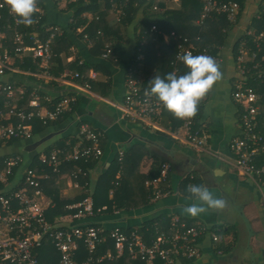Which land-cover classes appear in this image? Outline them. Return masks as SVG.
<instances>
[{
  "label": "crops",
  "instance_id": "0c3cea01",
  "mask_svg": "<svg viewBox=\"0 0 264 264\" xmlns=\"http://www.w3.org/2000/svg\"><path fill=\"white\" fill-rule=\"evenodd\" d=\"M43 2L41 13L45 16L47 30H66L70 37L66 39L67 43L60 45V50L59 45L54 44L51 48L52 56L45 60L48 66L45 65L44 68L37 61L39 58L34 57L33 45H30L22 55L17 53L21 59L32 56L39 63L40 69L32 72L16 66L17 61L13 65L10 64L9 69L12 71L0 75L6 82L0 85L7 98L5 104L11 106V103L15 102L23 103L22 96L25 89L30 86L35 89L44 88L48 93L44 101L39 95H34L29 103L30 111L36 110L42 114L43 108L46 112L50 111L51 108L46 103L58 93H62V99L64 97L77 99V108L64 121L45 123L44 127L37 125L36 132L32 128L33 137L15 139L2 145L0 173L6 169L5 158L11 155L19 156L23 163L19 168L14 167L13 177L11 176L13 185L16 186L22 178L23 170L32 164H38L41 154L60 148L65 151V155H72L75 148L91 145V141L80 133L81 124H88L100 133L103 154L94 159L84 157L64 159L60 169L56 171L50 166L42 165L37 172L41 182L40 193L29 188L30 195L46 209L49 221L55 224H61L63 221L67 226L75 224L77 221L72 217L76 212L75 205L84 198L91 197L96 207H108L107 202L114 200L113 208L82 221L96 222L107 229L120 226L128 234L135 232L148 243H153L164 235L172 244L176 236L172 222L174 217H178L186 226L198 224H204L208 228L219 226L225 244L232 238L226 230L229 226L235 227L238 232L236 244L226 253H222L221 250V253L215 251L207 234L198 243L201 244V248L199 255L194 258L179 255L169 261L162 258L132 259L127 257L129 253H125L118 260L103 264H137V261L158 264V260H163L166 264H264V197L258 190L260 187L208 151H197L192 148L185 140L183 127L185 119L176 118L164 106L159 115L150 117L147 123L141 120L134 122L125 115L128 77H133L140 86L149 90L150 81L157 75L161 77L167 73L182 75L185 66L183 62L173 66L174 69L168 64L171 56L168 49V45L171 44L168 32L161 31L158 35L151 34V37H148L147 33L142 34L140 29L143 16H138L135 21L125 25L120 19V14L116 12V5L113 7L114 10L110 11V6L106 8L107 5L99 1L100 9L106 8L107 11L98 20V24L103 27L99 25L97 32L102 27L100 34L104 33L103 40H106L103 43L110 41L114 45L113 62L107 57L109 56L107 51L100 53L97 45L99 40L94 41L89 35L90 32L84 31L95 21L79 23L76 29L79 37L70 29L73 15L66 10L69 0ZM160 2H164V6H161ZM157 5L167 9L186 7L181 0H155L153 8ZM85 15L90 17L89 12ZM196 19L195 25H199V18ZM262 23H264L262 0H242L236 20L230 22L231 26L227 31L221 33L211 28L214 38L210 46L216 49L215 53L213 51L211 53L219 66L221 79L201 98L195 115L196 120L205 126L209 151L232 155L230 143L240 131L239 106L232 94L239 81L247 79V85L255 87L264 97V60L261 58L263 54L259 57L258 51L252 50L247 45V38L243 37L244 32H247L256 42L255 36L263 30L258 29ZM10 30L13 31L12 28ZM81 31L84 35L80 33ZM106 31L108 36L105 37ZM139 33L142 38L138 45ZM1 34H4L0 40L3 42L7 33L2 30ZM41 40L44 41L42 38ZM242 48L246 50L248 70L246 75L242 73L238 61ZM78 56L85 61L91 60L90 56L101 58V61L111 66V71L108 73L106 69H97L84 64L85 62L79 63L78 68H75L73 63ZM80 69H84L82 72L84 75L89 71L97 72L95 78L97 88L93 87L92 80L89 81L88 78L86 82L80 83L74 77V73L81 72ZM53 72L60 75L57 76ZM30 75H36L44 81ZM90 78L93 77L90 75ZM51 79H55L59 85L55 88L48 86L47 82ZM99 81H103V84L99 85ZM4 84H9L11 88L4 91ZM74 102L75 100L72 101ZM33 103L40 105L36 108L35 105H31ZM19 109H25V102ZM121 150L124 151L122 160L119 154ZM129 151L130 155L127 158L126 152ZM164 163L171 164L168 182L160 181L155 185H148L146 182L152 179L150 175L154 169L158 165L162 168ZM161 168L160 173L154 178L161 177ZM190 185L207 187L214 196L224 200V207L219 210L206 208L197 216L184 213L183 208L193 203L187 190ZM158 188L168 191L157 196ZM121 198L124 199V205L119 207L115 202ZM95 201L100 205L97 206ZM100 248L103 252L115 251L111 242L103 244ZM242 248L246 249L248 254H242L240 252ZM82 250L83 248L77 251L80 259L84 255ZM38 255L43 264H59L60 254L50 244L40 247Z\"/></svg>",
  "mask_w": 264,
  "mask_h": 264
},
{
  "label": "built area",
  "instance_id": "2783aa9c",
  "mask_svg": "<svg viewBox=\"0 0 264 264\" xmlns=\"http://www.w3.org/2000/svg\"><path fill=\"white\" fill-rule=\"evenodd\" d=\"M201 1L203 9L201 17H199L200 25L205 23V20L215 12L224 14L229 21L234 22L241 5L239 0ZM6 6L10 7L8 0H0V21L4 19L1 9ZM262 8L264 12V0H262ZM38 9L41 11L40 7ZM15 20L16 24L21 23L17 16ZM174 33L172 32L170 35L177 47L174 59L171 60L173 66L182 62L179 57L185 52H191L193 55L205 54L214 58L207 45L197 44L198 41L197 43L190 42ZM255 37L256 46L261 49L264 44V30ZM14 39L19 43L15 47L16 53L22 55L30 48V45L24 43L22 33L17 32ZM196 39H200V37ZM196 39L193 38V41ZM50 44V39L42 41L41 38L35 36L34 57L41 58L43 61L48 60L52 56ZM245 54L246 50L242 48L238 61L242 73L246 75L248 70ZM261 58L264 60V52ZM9 68L10 65L3 62L0 65V75L5 74ZM89 75L96 78L97 73L91 72ZM79 76L80 74L76 73V77ZM246 80L239 81L240 83L235 86L232 94L239 106L240 113V131L230 143L232 155L209 151L208 134L204 127L195 126L194 116L184 120V135L186 142L192 148L197 151H208L217 159L237 169L240 174L254 180V183L261 187V185L264 186V163L259 162L260 159L264 160V97L255 87L248 86ZM127 81L128 90L125 95L124 109L127 118L134 122L141 120L143 123H147L150 117L158 116L163 104L154 95L149 94L148 89L140 86L133 77H128ZM10 88L11 86L8 84L4 86L3 90L7 91ZM73 100L75 99L64 97L54 109L47 111L46 114L35 110L25 112L23 109L14 108L11 115H15L18 122L13 125L0 122V146L15 137H31L32 120L37 117L44 123L49 120H57L63 113L71 109ZM80 128V133L85 136V139L91 141V145L75 148L72 155H65V151L60 148L41 154L38 164H32L23 170L22 178L16 186L13 185L14 181L12 180L14 167L18 166L19 168L23 160L17 155L5 158L6 169L0 173V264H43L38 255V249L47 244L54 246L59 252V264H103L107 261H116L125 253H129L132 259L162 258L169 261L172 257L179 255L191 258L198 256L200 248L196 242L204 234L211 236L214 241L219 240V234L215 231L208 232L209 228L204 224L186 226L178 217H174L172 221L176 230L172 244L169 243V238L164 235L162 238L160 236L157 241L148 243L135 232L128 234L120 226L107 229L93 222H84L83 219L93 217L108 209L107 206L96 207L91 197H86L75 205L76 212L72 215L73 220L77 221L75 224L67 226L63 221L61 224L49 221L46 209L29 193V188L34 189L37 193L41 191V182L37 173L41 166L47 165L56 171L60 169L64 159L71 157L94 159L103 154L100 133L94 131L88 124H81ZM119 154L120 160H122L124 151H119ZM170 169V163L162 164L161 177L149 179L146 183L155 185L160 181L168 182ZM79 171L81 172V169ZM157 190V196L168 191V189L162 191L159 188ZM108 242L113 244L115 251H100V247ZM191 243L196 245L191 246ZM81 248L84 250V255L80 259L77 251Z\"/></svg>",
  "mask_w": 264,
  "mask_h": 264
},
{
  "label": "trees",
  "instance_id": "16d2710c",
  "mask_svg": "<svg viewBox=\"0 0 264 264\" xmlns=\"http://www.w3.org/2000/svg\"><path fill=\"white\" fill-rule=\"evenodd\" d=\"M99 1H102L104 4H106L108 6H110L109 4V0H69V2H67V7L66 10L72 12L73 15V22H71L70 25V29L71 31L75 34L78 35L80 37L79 32L76 30L77 27L79 26V23H86L88 22V16L85 15L86 12H90V10L96 12L101 10L99 7ZM180 1V0H178ZM183 2V5L186 6L185 8H187V10L184 8H175V9H167V7H161L164 6V2H160L159 4L161 6H158L156 8H153V5L155 4V0H112V3H116L114 4V6L116 5V7H118V9H123V12L120 13V19L122 20V23L127 25L133 21H135V19L138 16H143L142 18L143 23L142 25H144V27L146 29H148L152 24H156V26L161 29L162 31H166L168 32V37L171 40L172 38L169 36L170 32L172 30H176L177 33H181L182 35H194L199 31V25H195V19L199 18L201 13H202V9H203V2L201 0H181ZM240 4L242 2V0H239ZM153 3V4H152ZM42 8L44 7V2L43 0H37V12L34 14V19H33V23L31 25H25L24 23H19L16 24L15 23V17L17 15L13 14V12L11 11L9 6L4 7V9H1V11L4 14V19L0 21V31H4L7 33V35H9L7 38L5 39L3 42L5 43V45L10 49V53L14 54L15 53V47L19 44L17 42H14L13 39V34H16L17 32L22 33V35L24 36V43L27 45H34L35 44V35L38 34L39 37H41L44 41H47L48 38H50L51 40V48H53L54 44L56 43V45L58 46V49L60 50V45H64L66 41V39H68V37H70L69 32L68 31H59V30H47V23H46V19L45 16L41 13L42 11H40L38 8ZM109 8V7H108ZM117 11V9H116ZM240 11V10H239ZM102 11L99 12V14H103L101 13ZM145 13V14H144ZM133 18V20H131ZM196 19V20H197ZM94 21V20H92ZM142 22V21H141ZM140 22V23H141ZM146 22V23H145ZM231 22V21H230ZM229 20L226 18V16L224 14H220V13H213L211 17H209L207 20H205V26H204V32H203V25L201 26L202 29V34L205 40L204 46L207 45L208 50H210L211 52L213 51V53L216 52V49L213 48V46H210V42H213V34L211 32V28L216 31H220L221 33L227 31L228 27L231 26ZM263 22V21H262ZM194 23V24H193ZM100 23L98 24V21H95L93 24L88 25L84 31H88L90 32V37L91 39H93L94 41H98V33L97 29L99 27ZM142 27V26H141ZM141 29V33H147L146 36L151 37V31L149 30H145V29ZM13 29V31H11L10 29ZM225 29V30H224ZM258 29H263L264 30V23L261 24V26L259 25ZM82 32V31H81ZM80 32V33H81ZM52 33L54 34V36H52ZM141 33H139L140 37H138V41L137 44L140 42L142 35ZM82 34V33H81ZM155 35H158V32L155 33ZM102 36V42L99 41L98 42V48H100V53H102L103 51H108V49H110V51H108V55L107 57H109V59L115 60V52H114V45L110 43L109 41V46H107L106 48L103 45V42H105L106 40H103L104 37V33L101 34ZM108 36V32H105V37ZM110 37V35H109ZM243 37L247 40L246 42L248 43L247 45H249L251 47L252 50L256 49L259 53V57H261V55L264 52V44L262 45V48L259 49L256 46V42L254 41V38L252 36H250L247 32H244ZM143 40V39H142ZM95 42V43H96ZM171 44L168 45V49L171 52V56H169V60H168V64L169 67L171 69H174L173 65L171 64V60L174 59L175 53H176V43L174 41H170ZM208 43V44H207ZM139 45V44H138ZM212 45V44H211ZM110 47V48H109ZM105 48V49H104ZM138 48V47H137ZM136 48V51H137ZM103 49V50H101ZM2 52V51H0ZM99 53V54H100ZM81 56V55H79ZM75 59L73 65L75 68H78V66L80 65L79 63H84L88 66L97 68V69H102V70H108L106 72L109 73V70L111 71V66L107 65L105 62L101 61V58H98L96 56H90L91 60H83L81 59L82 57H79ZM105 57V56H104ZM18 58V57H17ZM135 61V58H134ZM16 66H20L22 69L27 70V71H32L34 72L35 70H39L40 66L39 63L35 61V59L32 56H25L24 58L17 59V64ZM37 67V68H36ZM52 69V68H51ZM81 72H77L80 74L79 77H76V79L80 82V83H84L85 80H92V85L94 88L96 87V81L95 78H90V75L87 73V75L82 74V72L84 71V69H80ZM12 70L7 69L5 73H8ZM187 71L186 67L183 66V70H182V74H184ZM55 75L57 74V76H59V73H55L53 72ZM82 75V76H81ZM31 77L37 78L40 81H44L42 80V78H38L36 75ZM86 82V81H85ZM103 81H99V85H102ZM2 83H6L3 81V79L0 76V85ZM45 83V82H44ZM102 83V84H101ZM95 84V85H94ZM8 85V84H4ZM47 85L50 87H57L59 85V83L55 80V79H51L47 82ZM105 85V84H104ZM145 88V87H144ZM34 92V94H33ZM47 91L44 88H31L30 86H28L25 89V93L22 96L23 98V103H19L20 105L17 106V110L19 108H21L24 105L25 102V109L26 111H30L31 106L29 105L31 99L34 97V95H39L43 101L45 99V96L47 95ZM62 93H58L55 96H52V100L46 104H48V107L51 109H54L56 107V105L58 104V102H60L62 100ZM46 101V100H45ZM76 101L77 99H75L74 103H71V109L69 111H67L66 113H63L56 121H53V123L61 121L67 117L69 115H71L77 108L76 105ZM7 102V98L6 95L3 93L1 87H0V111L5 109V106H7L5 103ZM201 102V100H200ZM199 102V103H200ZM17 118V117H16ZM195 118V116H194ZM15 123L18 122V118L14 120ZM52 121H47L46 123H49ZM6 123V122H5ZM195 126H201V127H205L204 124H200L196 118H195ZM32 124H33V130L36 132L37 131V125L44 127V125H46L42 119H40L39 117L35 118L34 120H32ZM92 129L96 132H98V130H96L94 127H92ZM33 137V136H32ZM21 137H15L12 138L6 142H4L2 145H4L5 143H11L12 140L15 139H20ZM2 145L0 147H2ZM50 152V151H48ZM46 152V153H48ZM130 155V151L126 152V156L128 158V156ZM260 163H264V160L260 159L259 161ZM94 163V162H93ZM117 166V165H116ZM160 168L161 166L158 165L156 169H154L153 174L150 175V178H154L155 175H157L158 173H160ZM112 177H114V173L112 174ZM1 187V186H0ZM96 205H100L98 201H95ZM109 204L108 208L109 211L112 210V205L114 203V200H110L107 202ZM117 204V206L121 207L122 205H124V199L122 200L119 199L115 202ZM94 224H97L96 222H93ZM227 233H229L232 238L230 240L229 243H224L222 241V230L219 226H213L210 227L209 230H207L208 232H217L219 234V239L218 241H214L212 239V237L210 236V240L212 243V248L215 251H222V253H226L228 252L231 247H233L238 239V232L235 229V227H228L227 229ZM207 234L202 235L196 242V244H198L200 242V240L202 238H205ZM195 243H191V246H195ZM199 248H201V244H198ZM223 249V250H222ZM103 250H105L103 248ZM100 251L101 248H100ZM185 257V256H184ZM158 264H166L165 262H163V260H158L157 262ZM122 264V263H119ZM137 264H144V263H140V261H137Z\"/></svg>",
  "mask_w": 264,
  "mask_h": 264
},
{
  "label": "clouds",
  "instance_id": "9594fccd",
  "mask_svg": "<svg viewBox=\"0 0 264 264\" xmlns=\"http://www.w3.org/2000/svg\"><path fill=\"white\" fill-rule=\"evenodd\" d=\"M8 4L22 23H33L37 0H8ZM179 59L187 71L179 76L174 73L155 76L150 81L148 93L154 95L176 118H192L197 113L201 98L221 79V72L214 58L205 54L185 52ZM187 190L193 203L184 207L183 212L190 216H197L206 208L219 210L224 207V200L214 196L203 185H190Z\"/></svg>",
  "mask_w": 264,
  "mask_h": 264
},
{
  "label": "rangeland",
  "instance_id": "374dc122",
  "mask_svg": "<svg viewBox=\"0 0 264 264\" xmlns=\"http://www.w3.org/2000/svg\"><path fill=\"white\" fill-rule=\"evenodd\" d=\"M62 1V0H61ZM109 2V4H110V7L111 8H109V10L111 11V9H113L114 10V4H116V3H112V0H109L108 1ZM105 3V2H104ZM156 6H154V8H155ZM106 8H108V7H106ZM104 9V8H102L101 10H99V11H96V12H94V11H91V12H89V15H90V17H88L89 18V20L88 21H92V20H94V21H98V20H100L101 19V16H102V14H99V12L100 11H102L101 13H104L105 11H107V9ZM104 9V10H103ZM108 10V11H109ZM41 11H42V8H41ZM116 12H118L119 14L120 13H122L123 12V9H118V7H117V11ZM145 14V13H144ZM142 16V15H141ZM198 22H199V25H200V19L198 20ZM205 23H201V26L202 27H204L205 25H204ZM100 26H102L103 27V25H100ZM201 26L199 27V31L196 33V34H194V35H182L181 33H177V31L174 29V30H172L171 32H170V34H169V36L170 35H172V32H175L174 34H176V35H181V37L182 38H186V39H188L190 42H195V43H197V41H198V43L197 44H202V45H204V43H205V40H204V38H203V36H202V29H201ZM102 27H100V29L98 30V38H99V41H101L102 39V36H101V34H100V32L103 30L102 29ZM142 29H145L146 31L147 30H149V31H151V33L152 34H154L155 35V33L156 32H161L162 30L161 29H159L157 26H156V24H152L148 29H146L145 27H144V25H142V27H141ZM83 35H84V33L83 32H81ZM85 35H88V34H85ZM4 37V34H1L0 35V40L2 39ZM171 37V36H170ZM197 37H200V39H196ZM193 38L194 39H196V41H193ZM5 39H8L7 38V35H5ZM101 39V40H100ZM172 40V39H171ZM13 41L15 42V39H13ZM173 41V40H172ZM102 42V41H101ZM103 45L104 46H109V44L108 43H103ZM7 48V46L5 45V43L4 42H1L0 41V51H2V52H0V65H2L3 64V62H5V64H7V65H10V64H12L13 65V63H15L16 61H17V59H21L20 57H18V55H17V53H14V54H12L11 55V53L9 52L10 51V49L8 48V49H6ZM17 52V51H16ZM108 54V53H107ZM18 57V58H17ZM39 63H40V66L42 67V68H44L45 67V65H47L48 63H47V61H43V60H41L40 58L37 60ZM48 66V65H47ZM91 72H93V71H89L88 72V74H91ZM94 72H96V71H94ZM77 73V72H76ZM76 73H74V77L76 78ZM97 73V72H96ZM18 102H15V103H11V106H5V109L4 110H1L0 111V122H6V123H9V124H11V125H13V124H15V122H14V120L15 119H17L16 118V116L15 115H11V111L14 109V108H16L17 109V106H18ZM7 105V104H6ZM39 103H38V105H37V103L35 104V107L37 108V107H39ZM44 109L45 108H43V113L44 114H46L47 112L46 111H44ZM8 110V111H7ZM36 111V110H35ZM5 112H7V114L5 113ZM6 114V115H4V114ZM10 120V121H9ZM33 136V130H32V135H31V137ZM30 138V137H29ZM253 182H254V180H253ZM258 190H259V192H261V194L263 195V197H264V194H263V192H264V186H262L261 185V187L260 188H258ZM163 236H161V238H162ZM219 253H221V251H218ZM240 252L242 253V254H248V251L246 250V249H244V248H242L241 250H240ZM127 257H130L131 258V256L129 255V254H127Z\"/></svg>",
  "mask_w": 264,
  "mask_h": 264
}]
</instances>
